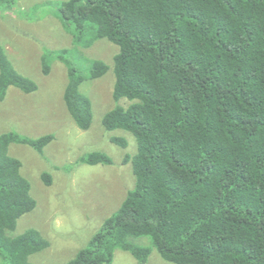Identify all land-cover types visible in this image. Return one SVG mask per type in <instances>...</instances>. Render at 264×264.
Segmentation results:
<instances>
[{"label": "trees", "instance_id": "1", "mask_svg": "<svg viewBox=\"0 0 264 264\" xmlns=\"http://www.w3.org/2000/svg\"><path fill=\"white\" fill-rule=\"evenodd\" d=\"M59 12L75 27L76 41L89 29L91 42L107 38L119 46L113 95L128 103L108 111L103 125L131 132L138 150L125 159L136 184L121 206L74 258L57 264H112L117 249L145 263L154 247L176 264H264V0H68ZM57 56L68 65L69 111L88 130L94 111L81 91L86 77L67 49ZM109 69L95 60L90 78ZM0 70V100L11 86L28 93L39 87L16 70L1 43ZM54 139L0 137L2 264H37L31 256L51 245L36 228L11 233L37 200L10 146L42 152ZM112 141L128 147L124 137ZM80 162L114 159L93 151ZM43 179L53 182L48 172Z\"/></svg>", "mask_w": 264, "mask_h": 264}, {"label": "rangeland", "instance_id": "2", "mask_svg": "<svg viewBox=\"0 0 264 264\" xmlns=\"http://www.w3.org/2000/svg\"><path fill=\"white\" fill-rule=\"evenodd\" d=\"M65 1L68 0L0 2V43L16 70L39 86L31 93L17 86L8 89L5 99L0 100V137L10 132L33 139L55 135L42 152L29 144L10 146V153L22 160V172L31 181L37 200V207L24 214L11 233L19 235L36 228L51 242L47 249L31 256L37 264H57L74 258L136 184L133 164L125 162L127 154L137 153L135 136L124 129L109 131L103 125L108 111L128 103L117 102L113 95L119 46L107 38L91 42L94 34L89 29L81 41H76L71 32L75 27L64 25L60 16L59 8ZM87 42H91L89 46ZM63 49H67L73 64L86 77L81 91L92 100L94 111V121L88 130L79 127L65 100L68 65L57 56ZM45 56L51 65L49 74L43 71ZM95 60L105 61L110 69L99 78H90ZM114 136L126 138L128 147L114 143ZM93 151L108 153L114 164L80 162ZM44 172L52 175L51 185L44 181ZM136 240L151 244L148 238ZM112 264L176 263L165 260L154 247L145 263L131 252L117 249Z\"/></svg>", "mask_w": 264, "mask_h": 264}]
</instances>
